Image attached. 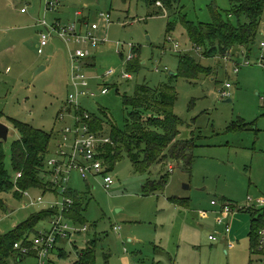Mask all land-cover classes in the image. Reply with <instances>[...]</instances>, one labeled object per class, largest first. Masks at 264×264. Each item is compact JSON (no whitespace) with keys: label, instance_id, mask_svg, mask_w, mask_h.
<instances>
[{"label":"rangeland","instance_id":"374dc122","mask_svg":"<svg viewBox=\"0 0 264 264\" xmlns=\"http://www.w3.org/2000/svg\"><path fill=\"white\" fill-rule=\"evenodd\" d=\"M161 1L163 5L157 0H67L57 12L45 14L50 22L60 16L68 22L75 18V8L85 4L93 20H100L101 12L111 14L108 41L93 48L97 62L87 72L90 76L103 75L107 69L117 73L106 77L108 94L99 92L81 103L106 122L107 135L112 127L103 111L124 128L132 110L123 104L126 93H134L139 84L151 88L172 85L177 94L175 113L184 121L180 139H193L197 145L191 163L170 158L149 171H136L125 155L111 170L114 183L110 189L105 188L102 176L86 181L73 172L70 185L80 197L85 218L77 226L81 230L86 225L87 229L74 231L66 242L57 243L66 254L60 257L56 252L54 261L58 264H74L91 240L97 241V264H252L254 259L249 237L251 211L264 213V207L249 201V196L264 198V61L259 62L264 60V14L251 50L227 60L219 55L201 56V49L196 52L182 19L185 16L196 24H210L214 18L211 7L215 6L223 18L230 17L236 23L237 18L229 15L233 13L231 0ZM23 8L28 14L21 12ZM34 12L44 15L41 0H0V123L10 126L6 166L13 179L18 173L11 169V148L19 133L12 119L55 135L76 125L74 108L68 104L66 46L56 41L46 54H39V29L31 16ZM186 52L201 60L208 74L197 81L180 75V55ZM246 60L251 65H245ZM124 72L133 78H123ZM99 82L101 79L92 78V89L98 90ZM227 84L231 87L226 88ZM222 89L230 96L222 97ZM62 114L65 118L60 120ZM55 138L53 144L59 140ZM164 175L166 187L146 193L147 182ZM15 191L4 195L9 209L0 215V235L48 210L52 203L59 213L63 211L62 192L57 196L34 189L29 190L31 198L17 199ZM39 196L43 202L35 203ZM212 201L239 206L231 220L233 231L227 237V222L224 216L218 219L212 214ZM204 211H209L207 218L201 215ZM70 223L74 227L72 220ZM115 226L121 228L120 234ZM50 227L51 220H44L36 231L45 232ZM210 235L218 240L211 241ZM35 262L27 259L20 264Z\"/></svg>","mask_w":264,"mask_h":264},{"label":"trees","instance_id":"16d2710c","mask_svg":"<svg viewBox=\"0 0 264 264\" xmlns=\"http://www.w3.org/2000/svg\"><path fill=\"white\" fill-rule=\"evenodd\" d=\"M169 2L171 0H168ZM231 2L233 13L230 12L229 15L237 18L236 23L232 22L230 17L223 18L222 13L215 6L211 7L214 18L210 24L201 22L196 24L183 16V26L187 29L196 52L201 49V56L219 55L236 59L248 53L256 43L264 14V0H231ZM176 48H179L178 43ZM180 59L179 74L187 79L197 81L202 74H208V68L192 53L181 54ZM176 99L177 94L172 85L151 88L147 84H139L134 89V93H126L124 96L123 104L132 108L125 119L124 128H120L110 120L107 112L103 111L104 116L111 122L110 135L105 133L106 122L92 115V129L100 130L112 139L102 149L109 172L115 164L125 158V155L129 156L133 168L138 172L149 171L156 163H164L170 158L191 163V154L197 145L193 139H180L184 121L175 113ZM2 116L1 111L0 119ZM12 120L19 137L12 144L11 169L14 173L21 172L22 176L13 179V173L6 166V141H0V215L9 209L4 195L16 189L13 197L17 199L26 196L25 192L34 189H43L45 193L54 191L56 195L58 193L48 180L49 170H47V160L51 155L50 152L53 151L51 146L55 142V132L45 131L18 119ZM165 176L156 181L149 180L145 186L146 193L152 194L163 190L167 185ZM68 195L74 202L70 209L65 211V216L76 225L85 222L82 215L84 207L78 193L70 190ZM57 213L58 211L51 207L34 214L32 218L19 224L12 231L0 235V264H20L29 259L30 256L21 252V249L15 248V244L21 242L22 245H32V236L38 233L36 226L44 220L52 219ZM251 213V250L256 252L259 243L258 231L264 227V213L262 211H251ZM96 245V240L87 242L88 247L82 251L74 264H97ZM60 253V257L66 256L63 249Z\"/></svg>","mask_w":264,"mask_h":264},{"label":"built area","instance_id":"2783aa9c","mask_svg":"<svg viewBox=\"0 0 264 264\" xmlns=\"http://www.w3.org/2000/svg\"><path fill=\"white\" fill-rule=\"evenodd\" d=\"M44 1V14L55 13L63 5V0H43ZM159 4H161L159 2ZM22 13L27 12V8H23ZM77 14L80 16L75 22L63 23L61 20H55L50 22L47 16L42 17L38 21L40 30V39L38 44V52L40 55L46 54V50L53 41H63L68 49L69 55V85L70 93L68 97V104L71 108H74L75 127H66L61 130L56 137L55 149L47 160V170H49L48 180H50L53 189L57 190V196L60 192L64 195V206L62 213L54 214L51 220L50 230L45 232H38L32 241V245H22L21 242L15 244V248L21 249V252L36 258L35 264H49L45 260H48L51 252L55 246L61 240H67L73 237L74 231L81 232L87 229L86 225L83 229L79 230L78 226L71 225V219L65 216V211H68L73 204L72 198L68 195L71 189V179L73 172H78L83 180L88 181L90 178L97 176L103 177V184L106 189L114 183V177L109 172V168L105 159L103 158L102 149L112 141L109 136H106L100 130L92 129V114L85 107H82V100L88 98H94L100 92L102 95H106L109 92L105 80L106 77L113 76L116 71L113 69H107L102 76L92 75L87 72L88 60L91 56L92 48H96L99 44L106 41V38L100 34V21H104L105 24L111 23V14L109 12L99 13L100 21L90 20V16H86L83 10H78ZM86 16V17H85ZM169 39H172L169 37ZM74 44V45H72ZM264 47V42H262ZM230 60L231 57H224ZM132 60V56L129 57ZM264 60H259L263 62ZM251 65L249 60H246L245 65ZM240 65L235 68L238 72ZM123 78H133V75L129 72L123 73ZM92 78L101 79L98 90H94L91 87ZM231 85L227 84L226 88H230ZM222 97L226 98L230 96L227 89L221 90ZM65 118L64 114L61 115L60 120ZM57 140L56 138H54ZM22 173H18V177H21ZM17 177V178H18ZM55 193L54 191H50ZM25 195L31 198V192H25ZM250 203H254L255 207H264V198L254 199L249 196ZM43 202V197L39 196L35 203ZM53 204L51 207H53ZM223 212L227 215H233L239 209V206L226 203L222 206ZM245 209H250L247 207ZM226 232L230 233L232 227L226 226ZM211 240H217L218 237L210 235ZM258 245L257 254L262 258L261 261L264 264V227L258 231Z\"/></svg>","mask_w":264,"mask_h":264},{"label":"crops","instance_id":"0c3cea01","mask_svg":"<svg viewBox=\"0 0 264 264\" xmlns=\"http://www.w3.org/2000/svg\"><path fill=\"white\" fill-rule=\"evenodd\" d=\"M66 1L67 0H63V5L61 6V7H63V6H65V4H66ZM159 3V2H158ZM161 3V2H160ZM160 5H162V4H160ZM41 7H42V9L44 10V1L43 0H41ZM79 8V7H78ZM81 10H83V13H84V15H86V16H90V20L92 19V15H90L91 14V11H90V7L87 5V4H85L84 5V7L83 8H80ZM80 9H76L75 8V10H74V13H73V15H75V18H72L73 20H71V21H68V22H65L64 20H63V18L60 16V17H55V19H53V20H51L52 22H54L55 20H61L63 23H70V22H75L77 19H79V15L77 14V11L78 10H80ZM22 12V11H21ZM28 12H29V10L26 12V13H24V14H28ZM31 12H32V10H31ZM45 14H49V13H45ZM44 14V15H45ZM41 16L40 15V12L38 13V15L36 16V12H34V14H31V16L33 17V19H35L36 20V22H35V26L39 29L38 30V32H39V39H40V30H41V28L38 26V21H39V19L40 18H42V17H45V16ZM85 16V17H86ZM93 20V19H92ZM98 21H100V20H98ZM100 34L102 35V36H104L105 38H106V41L105 42H103V43H106L107 41H108V27L110 26V24H105V22L104 21H100ZM56 41H58V40H56ZM56 41H53V43H55ZM60 42V41H59ZM61 43H63V44H65L63 41H61ZM102 44V43H101ZM38 45V44H37ZM100 45V44H99ZM49 46H51V44L49 45ZM262 46V45H261ZM263 47V46H262ZM66 49H67V47H66ZM92 50H93V48H92ZM92 50H91V56H90V59L88 60V68H90V67H92V66H95L96 65V58L94 57V56H92ZM65 59H66V62H67V80H68V87H69V91H70V85H69V79H70V77H69V62H68V59H69V55H68V49H67V52L65 53ZM87 68V69H88ZM117 73V72H116ZM89 74V73H88ZM90 75V74H89ZM104 75V74H103ZM96 76H102V75H96ZM109 77H112V76H109ZM130 79V78H129ZM99 83H101V82H99ZM70 93V92H69ZM55 146H56V143L55 144H52V146H51V148H54L55 149ZM176 202H178V199L176 198ZM224 204H226V202H223V203H219V202H217V201H212V203H211V205H212V207H213V209H212V214H215V215H217L218 216V219L220 218V217H223L224 216V218H225V220H226V225H225V227L227 226V225H229L230 227H231V224H232V217H233V215H227L226 213H224L223 212V208H222V206L224 205ZM231 204V203H230ZM209 212V211H208ZM208 212H206V211H204L203 212V214H201L202 215V217L203 218H207V216L209 215L208 214ZM73 222V221H72ZM227 228V227H226ZM117 233H119L120 234V227L119 226H115L114 228H113ZM232 231H233V228H232V230H231V232L230 233H232ZM230 233H227L226 232V230H225V236L227 237L228 235H230ZM249 237H250V241H251V238H252V236L251 235H249ZM33 238L34 237H32V240H33ZM209 239H210V236H209ZM211 240V239H210ZM218 240V239H217ZM217 240H211V241H217ZM62 242H66V241H62ZM231 243H233V242H231ZM252 243V242H251ZM57 246V245H56ZM55 246V248H54V250L51 252V254H50V256H51V259H50V256H49V259H48V262H49V264H58V263H56L55 261H54V258H55V256H56V252H58V254H61L60 252H61V249H59L58 247H56ZM230 246L233 248L234 247V244H230ZM251 251V254H252V256L254 257V259H252V264H263V262L261 261V257L257 254V252H253L252 250H250ZM32 256H34V254L32 255ZM32 256H30V258L29 259H34ZM60 256V255H59ZM34 260H36V258L34 259Z\"/></svg>","mask_w":264,"mask_h":264},{"label":"water","instance_id":"95a60500","mask_svg":"<svg viewBox=\"0 0 264 264\" xmlns=\"http://www.w3.org/2000/svg\"><path fill=\"white\" fill-rule=\"evenodd\" d=\"M44 68L45 67H42L39 71H41ZM170 74H175V73L170 72ZM9 132H10V126L4 122H1L0 123V141L2 140L8 141Z\"/></svg>","mask_w":264,"mask_h":264}]
</instances>
